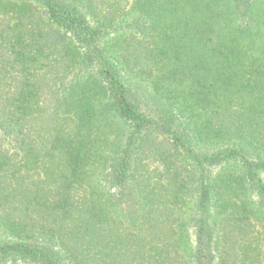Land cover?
Returning <instances> with one entry per match:
<instances>
[{"label": "trees", "instance_id": "16d2710c", "mask_svg": "<svg viewBox=\"0 0 264 264\" xmlns=\"http://www.w3.org/2000/svg\"><path fill=\"white\" fill-rule=\"evenodd\" d=\"M255 3L0 6V264H259L240 241L247 192L264 196V9ZM128 5L138 14L119 56L156 75L169 104L160 114L130 100L97 44L127 21ZM98 7L108 25L93 28ZM232 161L239 171L206 178ZM190 189L197 199L186 219Z\"/></svg>", "mask_w": 264, "mask_h": 264}, {"label": "rangeland", "instance_id": "374dc122", "mask_svg": "<svg viewBox=\"0 0 264 264\" xmlns=\"http://www.w3.org/2000/svg\"><path fill=\"white\" fill-rule=\"evenodd\" d=\"M4 2L10 3L11 5H15L16 8L18 6H21L26 3V0H3L2 4ZM0 6H3V5ZM255 6L259 8L261 11L264 9V0H256ZM37 6H35L36 8ZM2 10L0 8V15L2 14ZM38 11L39 8H36ZM106 10V9H105ZM121 9H116L113 12L118 14ZM123 12L126 10V19L127 21H123L117 26L114 27H107L105 33H101L102 35L99 36V39L97 40L98 47L101 48L102 52L104 53V56L106 58V61L112 66V72L115 73V75L120 79V81L123 83V85L126 88V91L129 95V98L134 103L138 104V106L143 109L144 111L148 112L149 114H160L164 111L165 107L169 105L168 102L162 98L160 95H158L154 90V82L157 81V77L154 74V76H151L147 72V66L142 67V71H139V67H136L138 69H130L133 65H128L120 56L118 52V41L120 37L125 33V31L135 26L132 25L133 20L135 17L134 15H137L136 8L131 9L129 5L124 9L122 8ZM258 10V11H259ZM99 7L94 10L93 16L89 20V25L93 28L98 27L97 23L99 19L101 21L105 20V12L101 11L100 13ZM95 14V15H94ZM110 14H112L110 12ZM118 17V16H117ZM264 20V18H262ZM103 20V21H104ZM40 21V19H39ZM3 22V17L0 16V25ZM103 23H106L108 25V21L105 20ZM41 24H46V19L44 18ZM47 61V59H46ZM94 66V65H93ZM40 67V68H39ZM39 68V69H38ZM38 70L43 71L42 73H45V70L49 69V67L45 66H38ZM90 69H87L86 72L83 73V79L84 80L87 76H91ZM92 77H94L92 75ZM156 144L164 145V143H161L159 141H156ZM167 143H165L166 145ZM192 145L195 147V149L202 151L203 153L207 154L212 151H215L216 148L212 147L210 144H202L196 141L192 140ZM167 147V146H166ZM189 163V160H187ZM188 174L190 173L192 167L190 164H188ZM241 168V164L239 162H228V163H219L216 164L209 169L206 170L207 179L211 180L212 178H216L220 173L226 169H229L233 172L239 171ZM186 174V173H184ZM261 177V185L264 186V170L260 172ZM193 185V184H192ZM191 193H195L193 191L188 192L183 199L185 201V204L183 206V209L186 210V212L183 213L184 218L188 219L191 217L193 212V207L196 205V196H192ZM247 198L250 202H252L251 210H249V213H247V218L245 221L248 223V228L244 229L243 232H241V240L242 244L246 245L245 252L249 255L251 252V248H254V251L258 254L259 264H264V196L262 194L257 193L256 191L247 192ZM254 201H261V207L257 208V210H254ZM186 205V207H185ZM208 210L211 209V212L213 213L214 203L211 200V203L209 202ZM221 217L217 219V221H220ZM219 228V225H218ZM220 229V228H219ZM193 231V228H189V232L191 233ZM224 231V230H223ZM226 231V229H225ZM192 235V233H191ZM246 263H249V260L246 261Z\"/></svg>", "mask_w": 264, "mask_h": 264}]
</instances>
